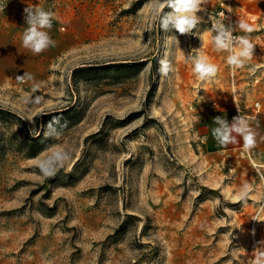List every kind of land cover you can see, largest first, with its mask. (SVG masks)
Returning <instances> with one entry per match:
<instances>
[{"label": "rangeland", "instance_id": "rangeland-1", "mask_svg": "<svg viewBox=\"0 0 264 264\" xmlns=\"http://www.w3.org/2000/svg\"><path fill=\"white\" fill-rule=\"evenodd\" d=\"M232 1L242 67L212 40L229 29L216 0L183 34L160 0H0V264H264V163L206 148L216 117L249 124L264 102V0ZM27 7L55 13L41 53L22 43Z\"/></svg>", "mask_w": 264, "mask_h": 264}, {"label": "clouds", "instance_id": "clouds-1", "mask_svg": "<svg viewBox=\"0 0 264 264\" xmlns=\"http://www.w3.org/2000/svg\"><path fill=\"white\" fill-rule=\"evenodd\" d=\"M165 7L172 11L162 12L159 17L160 27L167 29L169 22H173L175 28L179 33L183 34L189 32L197 23L196 13L199 9V0H160L157 10H162ZM55 13L46 11L40 8L25 9V20L27 27L23 33V46L30 49L34 53H41L50 46L55 45V41L50 37L48 29L52 28ZM219 35L212 38L216 49L227 50L230 55L227 58V63L236 67H242L246 60L251 59L253 54V44L249 41L247 36H239L236 38L238 47L233 48V37L230 32H227L220 27ZM241 30L251 32V27L240 22ZM159 71L162 75H167L170 71L169 62L166 59L160 60ZM194 71L198 74V78L203 80L205 78L214 77L218 71L215 64L209 63L207 58L203 55L193 60ZM18 80H31L32 76L25 73L23 76H18ZM39 85H34L35 91ZM40 97H36L35 102L39 103ZM219 125L213 129L215 139L221 145L229 143H236V137L232 133L240 135L244 140L245 148H249L255 144V134L251 131L247 120L244 117H234L233 123L229 124L226 119L221 117L215 118ZM51 127V122L49 124ZM68 159L67 154L56 153L47 160L41 161L40 169L45 175H53L58 164H62L64 160ZM247 186H245V189Z\"/></svg>", "mask_w": 264, "mask_h": 264}, {"label": "crops", "instance_id": "crops-1", "mask_svg": "<svg viewBox=\"0 0 264 264\" xmlns=\"http://www.w3.org/2000/svg\"><path fill=\"white\" fill-rule=\"evenodd\" d=\"M262 96L264 97V93L262 94ZM263 106H264V102H263ZM257 117H258L257 119L256 117L253 118V121L249 123V127L251 131L255 134L254 137L255 144L246 149L248 151H251L257 157L258 160L264 163V116L259 115ZM226 120L229 124H232L234 122L232 117H229V119ZM218 126L219 125L214 124L213 127L210 129V132L206 136V140L208 139L206 143V148L208 150L210 149L212 152L220 153V152H230V151L245 149L243 138L236 133H232V135L236 137V143H229L226 145H221L220 143H218V141L215 139L213 135V129H215Z\"/></svg>", "mask_w": 264, "mask_h": 264}, {"label": "built area", "instance_id": "built-area-1", "mask_svg": "<svg viewBox=\"0 0 264 264\" xmlns=\"http://www.w3.org/2000/svg\"><path fill=\"white\" fill-rule=\"evenodd\" d=\"M216 1L218 4L217 18L221 23L226 24L229 27V29H227L226 31L231 33L233 37V42H234L236 41L237 36L232 33L233 12H232L231 7L233 4V1L232 0H216ZM214 105H216V103ZM251 109L254 115L253 118L259 115L264 116V106L261 100L255 101L252 104ZM237 116L238 117L242 116L240 109L238 110ZM242 117L245 118L244 115Z\"/></svg>", "mask_w": 264, "mask_h": 264}, {"label": "bare ground", "instance_id": "bare-ground-1", "mask_svg": "<svg viewBox=\"0 0 264 264\" xmlns=\"http://www.w3.org/2000/svg\"><path fill=\"white\" fill-rule=\"evenodd\" d=\"M255 166L260 167V168L264 167L263 165H259V164H255Z\"/></svg>", "mask_w": 264, "mask_h": 264}]
</instances>
